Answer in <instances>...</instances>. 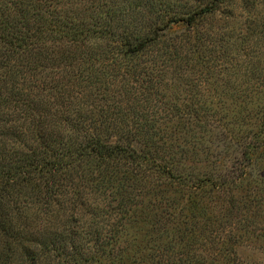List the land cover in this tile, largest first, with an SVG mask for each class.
Here are the masks:
<instances>
[{
	"label": "trees",
	"instance_id": "trees-1",
	"mask_svg": "<svg viewBox=\"0 0 264 264\" xmlns=\"http://www.w3.org/2000/svg\"><path fill=\"white\" fill-rule=\"evenodd\" d=\"M29 1L0 4V264H121L119 236L131 219L149 225L164 201L166 220H192L196 193L236 187L235 178L206 176L187 163L198 157L195 141L209 122L225 128L229 79H237L228 89L240 115L247 97L264 96V68L241 71L227 58L212 69L217 53L237 50L209 45L207 28L192 33L216 4L140 24L125 0H97L92 8ZM171 24L185 28L170 31ZM262 109L256 105L252 125H264ZM244 117L236 118L242 126ZM35 204L73 219L33 228ZM74 219L83 233L71 229Z\"/></svg>",
	"mask_w": 264,
	"mask_h": 264
},
{
	"label": "rangeland",
	"instance_id": "rangeland-1",
	"mask_svg": "<svg viewBox=\"0 0 264 264\" xmlns=\"http://www.w3.org/2000/svg\"><path fill=\"white\" fill-rule=\"evenodd\" d=\"M22 1L24 0H0V4H22ZM96 1L72 0L68 4L72 2L73 6L79 4L85 8L91 5L92 8ZM122 1L124 0H107V4L115 3L113 5L120 6L123 4ZM125 1L123 5L128 6L130 12H133L131 18L140 24L153 23L157 13L164 12L166 16L171 17L173 12H182L188 7L199 10L204 4H208V6L216 4L213 13L199 20L197 25L194 24L192 33L195 31L200 36L207 28L211 37L209 45L213 42L219 44L223 42L224 46L237 47V50L233 54L230 53L229 57H223L217 53L218 58L210 59L213 61L212 69H217L223 61L228 62L227 58L236 63L234 68L241 71L246 69L245 72H248V69H255L254 72L257 73L264 68V0ZM29 2L33 4V0ZM148 4H155L157 9L152 11ZM146 5L147 7H145ZM184 28L171 24L170 31ZM201 40L199 39V42ZM214 45L217 47L215 43ZM199 48L200 46L197 49ZM228 70L240 78V73H237L233 68H228ZM246 77L244 76V78ZM233 81H237V79L234 80L233 77L229 79L228 85L230 86L225 88L228 92L224 93L225 96L222 97L227 107L230 108L227 111L225 128L209 122L195 141V154L198 157L194 161L188 162L187 165L195 167V172L204 173L206 176L228 175L229 181L235 178L236 187L230 183L223 189H215L212 186L210 189L206 188L204 193H196L194 197L196 207L192 220H184V217L178 214L175 215L173 221L171 216L166 220L169 215L166 213L169 212V209L164 201L156 204V206H160L159 211H163L159 213L156 219L157 223L155 220L150 223L153 225H148L139 216L131 219L119 236V249L123 250L121 264L152 262L153 264H197V261H200L201 264H264V243L261 239L262 207L264 208L262 206V198H264V125L259 124L260 119H255L258 124H251L253 116L256 114V105L264 103V96L263 94H254L251 103L246 100L247 97L240 104L241 110L238 115L239 107L234 104L230 105V103L239 101L238 95L231 93L233 89H228L232 88ZM253 83L255 80H248L247 85ZM211 86L216 88L211 92L214 94L217 92V98H220L217 89H221V86H217L215 83ZM253 86L254 84L251 85V87ZM256 90L253 88V91ZM212 98L215 101V97ZM261 112L258 117L262 115L264 122V109ZM242 115L245 116L244 122H247L243 126L240 124V120H236L238 116ZM250 131L257 132V137L250 136ZM170 188L174 191L173 187ZM169 197L176 198L181 204L185 202H182L178 195L172 194ZM38 205L30 207L34 214L31 222L33 228L57 226L59 220L71 217V212H66L65 215L58 212L53 216L47 210L41 211L39 207L37 208ZM200 208L202 209L200 210ZM143 213L144 216L146 214V217L150 214H147V210ZM85 214L86 216L90 215L88 212ZM71 219L73 218L71 217ZM88 219L86 217V222ZM70 222L72 230L75 229L77 232L83 233L81 227L74 224L75 219ZM79 223L84 229V220L81 219ZM192 236L203 237L207 241L210 238L215 239V242L193 241L191 240ZM201 243L202 245H199Z\"/></svg>",
	"mask_w": 264,
	"mask_h": 264
}]
</instances>
